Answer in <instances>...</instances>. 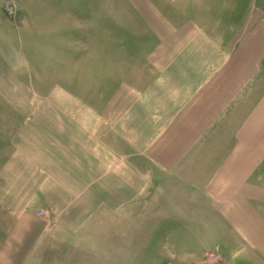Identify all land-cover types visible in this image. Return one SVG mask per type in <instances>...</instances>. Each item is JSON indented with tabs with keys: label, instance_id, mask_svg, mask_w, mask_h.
Returning <instances> with one entry per match:
<instances>
[{
	"label": "crops",
	"instance_id": "0c3cea01",
	"mask_svg": "<svg viewBox=\"0 0 264 264\" xmlns=\"http://www.w3.org/2000/svg\"><path fill=\"white\" fill-rule=\"evenodd\" d=\"M13 1L0 0V264H151L174 227L182 260L219 230L264 264V0H224L202 22L127 0L156 43L138 83L107 84L102 62L66 59L92 46L44 31L70 32L79 1Z\"/></svg>",
	"mask_w": 264,
	"mask_h": 264
},
{
	"label": "rangeland",
	"instance_id": "374dc122",
	"mask_svg": "<svg viewBox=\"0 0 264 264\" xmlns=\"http://www.w3.org/2000/svg\"><path fill=\"white\" fill-rule=\"evenodd\" d=\"M81 4L73 5L69 8L71 16L70 32H52L49 28L44 31L46 37L54 40L56 46L69 44L72 46H92L89 48L93 53H77L73 51L66 54L67 61L78 62L86 58L87 62L99 61L103 63L102 73L104 74L105 84L124 79L133 83H138L142 77L140 66L145 62V57L152 46L156 43V37L141 22L135 8L128 5L127 0H77ZM157 3L156 7L169 20L176 22L187 18L195 17L201 22L208 18L211 20L221 11L224 14L225 7L222 6L224 0H153ZM235 1V0H233ZM238 1V0H237ZM13 0H6L7 9ZM153 2V3H154ZM13 5V3H12ZM11 5V6H12ZM26 8V7H24ZM33 13L38 15L44 7L31 5L28 7ZM49 8V7H45ZM54 8V7H53ZM65 7H59L58 10H47V13H62L66 15ZM12 19L17 17L16 6H13L11 13L7 14ZM205 16V18L203 16ZM21 16V15H20ZM37 18V17H36ZM204 18V19H203ZM216 18V17H215ZM57 38H62L60 40ZM62 42V43H61ZM97 51V53L95 52ZM98 73V72H97ZM2 148H8L5 143V135L0 137ZM4 142V143H3ZM9 146V145H8ZM201 233V231H199ZM222 231L216 230V244L204 246L195 245L191 248L193 251V260H182L186 254L185 247L179 246L180 242L175 235V227L169 228L163 232L161 240L164 245L151 246L153 254H157L162 260H154L151 264H261L257 262L254 254L250 253L245 247L237 245H222L224 237ZM139 233H143L142 230ZM153 237H156L154 235ZM220 239L222 240L219 244ZM158 241L159 238H158ZM166 243V244H165ZM143 248L142 246H140ZM149 248V247H148ZM198 259V260H197Z\"/></svg>",
	"mask_w": 264,
	"mask_h": 264
}]
</instances>
